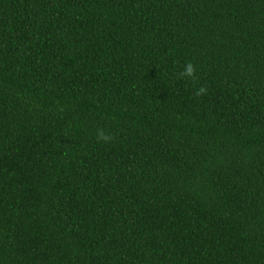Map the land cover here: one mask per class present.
Instances as JSON below:
<instances>
[{"label": "trees", "instance_id": "trees-1", "mask_svg": "<svg viewBox=\"0 0 264 264\" xmlns=\"http://www.w3.org/2000/svg\"><path fill=\"white\" fill-rule=\"evenodd\" d=\"M0 264H264V0H0Z\"/></svg>", "mask_w": 264, "mask_h": 264}, {"label": "clouds", "instance_id": "clouds-1", "mask_svg": "<svg viewBox=\"0 0 264 264\" xmlns=\"http://www.w3.org/2000/svg\"><path fill=\"white\" fill-rule=\"evenodd\" d=\"M191 71H192L191 66H189V67L187 68V74L190 75V74H191ZM201 91H203V90L201 89ZM101 137H102L104 140H107V139H108V137H107V136H104L103 133H101Z\"/></svg>", "mask_w": 264, "mask_h": 264}]
</instances>
